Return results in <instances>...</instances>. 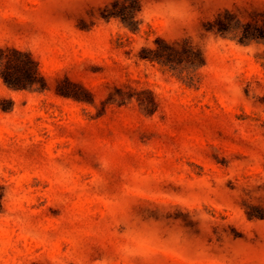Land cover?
Masks as SVG:
<instances>
[{
	"label": "rangeland",
	"instance_id": "1",
	"mask_svg": "<svg viewBox=\"0 0 264 264\" xmlns=\"http://www.w3.org/2000/svg\"><path fill=\"white\" fill-rule=\"evenodd\" d=\"M165 2L0 0V264H264V0Z\"/></svg>",
	"mask_w": 264,
	"mask_h": 264
},
{
	"label": "trees",
	"instance_id": "2",
	"mask_svg": "<svg viewBox=\"0 0 264 264\" xmlns=\"http://www.w3.org/2000/svg\"><path fill=\"white\" fill-rule=\"evenodd\" d=\"M167 54L169 61L176 57L172 51ZM0 77L5 85L15 90H25L36 85L44 89L48 86V79L41 75L35 56L30 51L16 47L0 46ZM60 89H64V86L57 88V91ZM122 91V87H117L115 95ZM85 98L90 99L89 96Z\"/></svg>",
	"mask_w": 264,
	"mask_h": 264
},
{
	"label": "clouds",
	"instance_id": "3",
	"mask_svg": "<svg viewBox=\"0 0 264 264\" xmlns=\"http://www.w3.org/2000/svg\"><path fill=\"white\" fill-rule=\"evenodd\" d=\"M159 2V0H157ZM163 7L166 9V15L163 17L165 20L168 21L170 25L175 26L176 29L187 28V23L185 22L187 16L191 13L188 11L186 7V0H166L163 4ZM144 12V6L142 5V10L140 13ZM155 17H146L142 16L140 21L145 24L151 23V20ZM231 31V30H230ZM228 38L227 36L221 37V39ZM234 42L237 43L239 37L231 38ZM241 48H249L250 44L247 45H239Z\"/></svg>",
	"mask_w": 264,
	"mask_h": 264
}]
</instances>
